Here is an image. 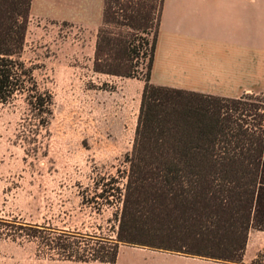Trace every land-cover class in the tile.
<instances>
[{
    "label": "trees",
    "instance_id": "16d2710c",
    "mask_svg": "<svg viewBox=\"0 0 264 264\" xmlns=\"http://www.w3.org/2000/svg\"><path fill=\"white\" fill-rule=\"evenodd\" d=\"M31 3L0 0V102L29 91L31 108L49 115L53 94L40 92L21 59ZM163 4L105 0L94 62L98 72L138 77L135 60L144 43L138 34L156 24L127 181L120 190L116 239L95 258L114 262L124 243L242 264L250 232L264 231V101L247 102L258 97L255 92L233 98L154 84ZM47 242L74 251L54 238Z\"/></svg>",
    "mask_w": 264,
    "mask_h": 264
},
{
    "label": "rangeland",
    "instance_id": "374dc122",
    "mask_svg": "<svg viewBox=\"0 0 264 264\" xmlns=\"http://www.w3.org/2000/svg\"><path fill=\"white\" fill-rule=\"evenodd\" d=\"M155 24L138 34V77H122L95 70L99 31L29 18L21 59L53 105L38 114L29 91L0 102V264H158L160 253L124 243L114 262L95 258L116 239ZM256 96L246 101H264V89ZM258 255L249 264H264V250Z\"/></svg>",
    "mask_w": 264,
    "mask_h": 264
},
{
    "label": "crops",
    "instance_id": "0c3cea01",
    "mask_svg": "<svg viewBox=\"0 0 264 264\" xmlns=\"http://www.w3.org/2000/svg\"><path fill=\"white\" fill-rule=\"evenodd\" d=\"M104 12L105 0H32L30 19L68 22L98 32ZM151 81L222 97L261 92L264 0H164ZM256 242L257 250L248 257ZM263 250L264 238L254 241L249 237L242 264H249ZM154 251L160 253L158 264H229Z\"/></svg>",
    "mask_w": 264,
    "mask_h": 264
}]
</instances>
